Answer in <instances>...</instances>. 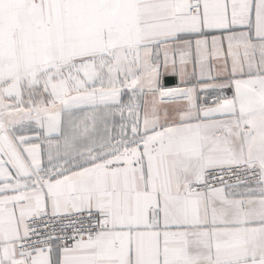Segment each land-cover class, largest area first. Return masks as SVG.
<instances>
[{
    "label": "snow or ice",
    "instance_id": "1",
    "mask_svg": "<svg viewBox=\"0 0 264 264\" xmlns=\"http://www.w3.org/2000/svg\"><path fill=\"white\" fill-rule=\"evenodd\" d=\"M0 264H264V0H0Z\"/></svg>",
    "mask_w": 264,
    "mask_h": 264
}]
</instances>
